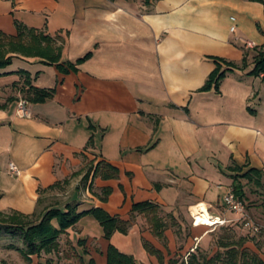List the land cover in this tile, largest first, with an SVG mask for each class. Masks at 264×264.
<instances>
[{
    "label": "crops",
    "instance_id": "obj_1",
    "mask_svg": "<svg viewBox=\"0 0 264 264\" xmlns=\"http://www.w3.org/2000/svg\"><path fill=\"white\" fill-rule=\"evenodd\" d=\"M17 20L63 35V61L93 54L77 72L23 56L0 68V211L41 213L73 202L79 211L100 206L129 220L135 203L153 201L167 223L160 239L136 213L128 233L107 239L86 215L62 235L59 252L41 261L108 264L112 244L137 264H182L197 248L208 249L210 227L237 218L224 199L235 176L264 173V79L249 74L251 60L228 73L220 92L200 89L216 68L213 57L240 63L252 50L246 40L264 44V2L0 0V30L17 34ZM29 79L55 88V96L29 100ZM22 98L29 116L18 113ZM102 160L119 168V178L92 170L85 179ZM105 187L112 188L107 201L99 195ZM203 206L214 224L196 222ZM14 239L0 234V264H12L7 258L16 250L6 245Z\"/></svg>",
    "mask_w": 264,
    "mask_h": 264
},
{
    "label": "trees",
    "instance_id": "obj_2",
    "mask_svg": "<svg viewBox=\"0 0 264 264\" xmlns=\"http://www.w3.org/2000/svg\"><path fill=\"white\" fill-rule=\"evenodd\" d=\"M262 1L264 0H255ZM17 34H8L0 30V68H5L12 64L17 56L33 57L40 59L43 63L56 65L63 73L77 72L79 66L92 57L93 52H89L76 61H63V49L66 39L63 35H50L45 31L34 27H29L21 21H16ZM216 68L208 77L201 91L215 89L220 92L221 83L228 73L236 69H246L252 64L251 75L262 76L264 79V44L245 50L240 63L230 61L223 57H213ZM27 74L28 71H19ZM30 80V79H29ZM55 88H38L29 81L27 98L33 102H46L55 96ZM94 137L89 142H93ZM239 167L233 168L235 171ZM94 170V176H101L105 179L119 178L120 170L112 163L102 160L97 163L84 177L87 179ZM76 174V173H75ZM264 173L256 168H251L242 175H236L233 183V190L239 198L245 201L247 194L245 183L241 178L248 180V183H255L257 186L263 185ZM66 182L68 179L65 180ZM59 183L52 185L55 188ZM49 188V189H50ZM46 190V189H44ZM112 193L111 187L102 189L100 198L107 201ZM136 213L144 214L152 228V231L160 239H165L167 223L162 215V206L153 201L138 202L133 205L132 219H123L120 216L110 214L105 208L97 206L79 211V204L68 202L64 207L50 205L41 213L24 214L18 211L6 213L0 211V234L10 235L19 239L22 245L11 242L6 245L7 249L16 250L27 264H53L50 259L41 261L44 254L56 253L61 247V236L68 232V229L75 226L83 216L92 215L99 221L104 229L107 239H110L116 231L128 233L133 225ZM224 234L218 240V249L213 255L197 248L191 252L188 259L182 264H264V258L258 251L247 245L248 239L235 240L234 232L230 226H224ZM147 250L162 258L160 250L155 248L150 242L145 241ZM36 258H39L37 261ZM108 264H137L132 255L121 252L114 245L108 248ZM174 264V261L171 262Z\"/></svg>",
    "mask_w": 264,
    "mask_h": 264
},
{
    "label": "rangeland",
    "instance_id": "obj_3",
    "mask_svg": "<svg viewBox=\"0 0 264 264\" xmlns=\"http://www.w3.org/2000/svg\"><path fill=\"white\" fill-rule=\"evenodd\" d=\"M245 181V189L247 197L245 199L247 210L251 218L259 225L260 230L255 231L253 229L247 228L242 221L237 218L231 223H225L222 225H217L210 227V245L208 249H204L208 255H213L218 249V240L224 234V226H230L234 232L235 240L248 239L247 245L260 253L264 258V182L262 186H257L255 183H248L247 179ZM58 196H53L50 198V202L55 201ZM49 202V201H48ZM237 217V216H236ZM62 237V236H61ZM13 242L21 244L19 239H14ZM64 246V244H63ZM61 249V247H60ZM64 256L69 257V250L65 247ZM59 252V251H58ZM15 253V254H14ZM54 254V253H51ZM44 254V255H51ZM7 260L12 264H27V262L20 256V254L15 251L11 256H8ZM60 264V262H59ZM66 264H69L68 261Z\"/></svg>",
    "mask_w": 264,
    "mask_h": 264
},
{
    "label": "built area",
    "instance_id": "obj_4",
    "mask_svg": "<svg viewBox=\"0 0 264 264\" xmlns=\"http://www.w3.org/2000/svg\"><path fill=\"white\" fill-rule=\"evenodd\" d=\"M232 30H235V27H232ZM246 45L248 48H254L256 47V43L251 40H246ZM28 99L22 98L18 103V113L21 116H29L30 110L28 109ZM10 171L13 175H20L21 169L18 167V165L14 162L10 163ZM225 202L228 208L233 211L237 215V219L239 221H242L244 225L249 228L253 229L255 231H259L260 227L259 225L251 218L246 203L244 200L239 198L235 191L231 189L226 195H225ZM205 215V214H203ZM198 221V218H196V222Z\"/></svg>",
    "mask_w": 264,
    "mask_h": 264
},
{
    "label": "bare ground",
    "instance_id": "obj_5",
    "mask_svg": "<svg viewBox=\"0 0 264 264\" xmlns=\"http://www.w3.org/2000/svg\"><path fill=\"white\" fill-rule=\"evenodd\" d=\"M204 207V210H201L200 208H196L195 211H197L196 215L198 218V222L199 223H208V224H214L215 222L211 219V217L208 215V213L206 212V207ZM201 211H204L205 215H203V213Z\"/></svg>",
    "mask_w": 264,
    "mask_h": 264
}]
</instances>
